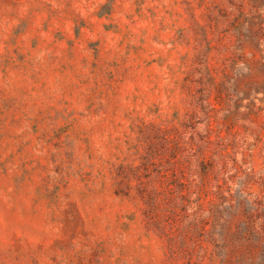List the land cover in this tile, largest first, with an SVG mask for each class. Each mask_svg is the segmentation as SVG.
I'll return each instance as SVG.
<instances>
[{
    "label": "rangeland",
    "instance_id": "rangeland-1",
    "mask_svg": "<svg viewBox=\"0 0 264 264\" xmlns=\"http://www.w3.org/2000/svg\"><path fill=\"white\" fill-rule=\"evenodd\" d=\"M0 264H264V0H0Z\"/></svg>",
    "mask_w": 264,
    "mask_h": 264
}]
</instances>
